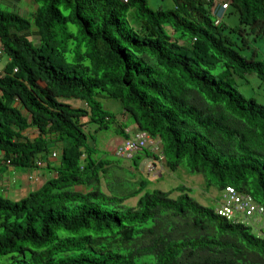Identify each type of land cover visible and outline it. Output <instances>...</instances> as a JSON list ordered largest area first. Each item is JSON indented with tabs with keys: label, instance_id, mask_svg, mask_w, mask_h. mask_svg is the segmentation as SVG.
I'll use <instances>...</instances> for the list:
<instances>
[{
	"label": "trees",
	"instance_id": "1",
	"mask_svg": "<svg viewBox=\"0 0 264 264\" xmlns=\"http://www.w3.org/2000/svg\"><path fill=\"white\" fill-rule=\"evenodd\" d=\"M34 1L29 16L0 5V177L54 175L20 200L0 195V264H264V227L218 212L227 187L264 207V103L237 82L255 74L264 85V0H174L168 10L148 0ZM101 95L121 102V117ZM89 123L151 143L131 169L116 151L98 156ZM143 158L202 174L218 207L187 185L135 182Z\"/></svg>",
	"mask_w": 264,
	"mask_h": 264
},
{
	"label": "rangeland",
	"instance_id": "2",
	"mask_svg": "<svg viewBox=\"0 0 264 264\" xmlns=\"http://www.w3.org/2000/svg\"><path fill=\"white\" fill-rule=\"evenodd\" d=\"M149 4L152 8L155 10L158 9H164L168 10L170 8H173L175 6L174 0H148ZM225 1V0H222ZM0 5L8 11H14L17 12L23 16H29L30 13L35 12L38 8L37 4L34 0H0ZM234 22H238V17H234ZM248 80V82H247ZM240 91L246 95L247 98H255L260 103H264V85L262 81L255 75V74H246L244 79H238L237 80ZM101 101L104 103L105 107L113 112L116 117H121V113H123V106L120 101L116 99H112L108 97L107 95H101L100 96ZM74 106H85V102L80 100H70L69 101ZM99 126L94 123H89L87 125V132L89 133L90 137L91 135L94 136L96 146L99 149L100 153L98 156H102L105 158H116L114 156V152L118 148L120 144H122L125 140V137L123 134H119L116 131V125H112L109 130H98ZM131 133L134 132V126L131 127L129 130ZM91 142H93L91 140ZM90 142V143H91ZM156 144V150L159 152L161 151V144L159 143V147ZM107 154V155H106ZM121 165H124L126 167H131V169L136 168V165L133 163L130 159H124L120 158ZM148 163H151L149 159L143 158L139 160L138 166L139 171H137V177L134 179V181H138V179L141 177V175L146 176L147 178H151L150 186L148 187L149 191H153L154 189H161L164 191H170L174 189L175 187L179 185H187L193 189L192 195L195 197L199 202L206 206H211L213 208H217L220 198V192L215 187H207L205 177L200 174H192L190 173L184 166L181 167L177 172H170L168 169H163L161 166L160 169H157L156 171H153L154 174H148L147 171L150 172L149 168L151 167ZM162 170V171H161ZM28 170L24 169H5L3 176H9L11 180L7 182V185L10 187L5 188L7 190H4V185H1L0 182V195H3L4 197H11L14 200H20L23 197H25V194L27 195L30 191L36 190V185H39L42 181V177L40 176L34 184L27 185L25 187H22L20 189V181L17 180V173H23ZM17 172V173H16ZM119 172V171H118ZM120 173V172H119ZM117 172L112 173L111 176L116 178V175L122 176V174H119ZM49 177L51 174L48 172ZM2 179V176L0 177ZM27 180V178H25ZM26 184L28 182L26 181ZM107 190L108 188L106 187ZM3 187V188H2ZM31 187L33 189H31ZM16 191H19L15 193ZM178 193L175 192L173 194V197H177ZM139 198H132L127 201L128 204L136 206L138 203ZM253 223L257 226H263L264 227V216L260 214H255L253 217Z\"/></svg>",
	"mask_w": 264,
	"mask_h": 264
},
{
	"label": "built area",
	"instance_id": "3",
	"mask_svg": "<svg viewBox=\"0 0 264 264\" xmlns=\"http://www.w3.org/2000/svg\"><path fill=\"white\" fill-rule=\"evenodd\" d=\"M219 0L217 3L219 5ZM228 8V2L221 4L218 9V16L223 14L225 9ZM216 11V10H215ZM1 46H0V74L4 72V62L1 58ZM150 136L147 133H140L133 139L125 140L116 150V154L121 158L131 159L138 152L143 151L148 147L150 142ZM56 155V154H55ZM151 166L150 171H156L158 168L154 164L149 163ZM219 214L227 217L228 219L240 220L243 217L252 218L255 214L264 216V207L255 201V199L249 194H243L239 192L235 187H227L223 193L222 202L218 208Z\"/></svg>",
	"mask_w": 264,
	"mask_h": 264
},
{
	"label": "crops",
	"instance_id": "4",
	"mask_svg": "<svg viewBox=\"0 0 264 264\" xmlns=\"http://www.w3.org/2000/svg\"><path fill=\"white\" fill-rule=\"evenodd\" d=\"M134 134L135 133L133 132L132 135H134ZM51 161L53 162L54 165L57 164V163H59V160L56 159V158L55 159L54 158H51ZM49 173L51 174V172H49ZM53 175H54V173H52L50 177H52ZM40 176L43 179H42V181L40 182L39 185H36V187H35L36 189L40 188L48 180V178H50L49 177V174H48V172H46V170H40V171L29 170V171H26V172L24 171L23 173H19V174L17 173V180H19L21 182L20 183V187H21L20 189H22V187H25V186H27L29 184L32 185V186H34V184H36L35 181ZM25 178H27V180ZM9 180H11L9 176L3 177L2 179L0 178L1 185H4L3 186L4 187V190H7L5 188V186H7V188L10 187L9 185H7V182H9ZM26 181L28 182V184H26ZM33 188L31 187V189H33ZM17 192H19V191H16L15 193H17Z\"/></svg>",
	"mask_w": 264,
	"mask_h": 264
},
{
	"label": "clouds",
	"instance_id": "5",
	"mask_svg": "<svg viewBox=\"0 0 264 264\" xmlns=\"http://www.w3.org/2000/svg\"><path fill=\"white\" fill-rule=\"evenodd\" d=\"M153 143V142H152ZM158 146V145H157ZM253 220V219H252ZM261 230V229H260ZM259 231V227H257V232Z\"/></svg>",
	"mask_w": 264,
	"mask_h": 264
}]
</instances>
